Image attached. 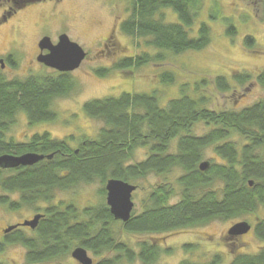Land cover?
<instances>
[{"label": "trees", "instance_id": "obj_1", "mask_svg": "<svg viewBox=\"0 0 264 264\" xmlns=\"http://www.w3.org/2000/svg\"><path fill=\"white\" fill-rule=\"evenodd\" d=\"M200 7L199 0H133L121 29L133 38H149L147 44L158 52L121 57L114 67L126 70L164 60L166 52L177 55L205 49L212 41L211 26L201 22L192 32ZM165 9L172 10L178 20L166 21ZM226 25L227 34L235 35L237 27L229 18ZM252 40L245 39L247 46ZM105 71L98 70L100 74ZM234 78L245 84L252 76L245 73ZM259 79L264 83V71ZM174 80V72L161 75L164 83ZM227 82L225 76L216 78L220 90L230 89ZM73 84L68 72L10 80L0 74V157L45 156L30 166H0V189L7 193L0 194V204L11 210L25 206L39 210V202L49 203L37 227L30 229L31 235L22 228L4 232L9 225L5 227L0 252L19 244L26 249V264H50L81 246L95 254L114 251L120 255L96 264H116L119 258L155 264L161 247L143 241L136 252L119 238L117 223L125 232L164 233L213 220L240 219L264 207V98L241 110L218 112L208 108L205 95H190L185 86L179 97L165 105L157 91L124 92L84 104L85 113L101 120L104 127L97 138L84 136L76 148L70 143L74 135L60 140L49 132L34 133L26 141L8 136L22 113L30 125L54 121V100L67 95ZM200 122L208 125L209 131L192 134ZM142 147L149 148L148 157L132 161L133 153ZM210 147L220 161H210L209 169L202 171L200 164ZM150 174L174 179L151 186L143 211H133L127 222L117 221L107 202L83 208L53 203L59 192L82 184L106 185L112 178L132 183ZM12 194L18 197L11 199ZM174 198L178 200L173 202ZM254 233L262 242L260 249L254 254L239 251L229 264H264V217L254 224ZM224 258L216 254L209 262L185 260L180 264H221Z\"/></svg>", "mask_w": 264, "mask_h": 264}, {"label": "rangeland", "instance_id": "obj_2", "mask_svg": "<svg viewBox=\"0 0 264 264\" xmlns=\"http://www.w3.org/2000/svg\"><path fill=\"white\" fill-rule=\"evenodd\" d=\"M132 1L44 0L21 8L8 22H0V59H3L4 65V68H0V74L9 80L23 79L32 74L57 75L55 69L38 63L35 58L36 42L45 36L57 42L59 36L66 34L89 55L78 69L68 73L74 84L67 95L54 100L53 110L57 113L55 120L30 125L22 113L8 136L16 141H26L34 133L49 132L52 137L60 140H70L74 135L75 139L70 140V143L76 148L84 136L97 138L104 127L101 120L85 113L84 104L95 99L120 96L124 92L157 91L161 97L160 103L165 105L170 99L179 97L185 86L186 93L190 95H205L208 108L218 112L241 110L264 98V83L259 79L264 71V0H202V3L199 0L201 7L192 32L201 22L211 26L212 41L205 49L177 55L166 52L164 60H153L136 68L121 70L114 67L121 57L144 52L155 55L158 52L147 44L149 38H133L122 31L121 24L130 14ZM8 5L17 8L13 0H0L1 16ZM164 13V19L168 22L178 20L172 10L165 9ZM226 18L237 27L235 35L231 37L227 34ZM247 37L253 39L250 46L245 42ZM108 39L114 42L112 52L102 46V42ZM11 55L15 62L9 60ZM32 60L36 62L33 63ZM98 70L106 71L100 74ZM166 72H174L176 75L173 83L161 81L162 73ZM245 73L252 78L245 84L237 83L235 75ZM218 76L226 77L230 89L223 91L218 88ZM209 129L208 125L200 122L193 128L192 134L204 135ZM149 154L148 147L138 148L133 153L132 161H142ZM204 160L217 163L220 158L210 147L206 150ZM167 178L173 180L174 176L150 174L146 179L132 182L140 186L133 193V211L142 212L151 186L162 183ZM103 188L105 185L100 182L82 184L59 192L53 203L61 204L63 208L70 203L79 208L101 205L107 200V191L103 193ZM3 192L5 191L0 189V194H7ZM17 197V194L11 195V199ZM177 200L174 198L173 202ZM48 206L49 203L39 202V210L27 206L11 210L0 204V230L8 225L33 219L35 214L43 213V208ZM263 217L264 207H260L240 219L213 220L204 225L164 233L125 232L119 223L115 228L119 238L136 252H139V244L143 241L158 244L161 252L155 264H180L185 260L205 263L212 261L216 254L225 256L221 264H229L235 253L240 251L254 254L260 249L262 242L254 233V228L236 241L227 238L228 230L237 221L244 220L254 225ZM22 229L25 234L31 235L29 229ZM2 240L3 231L0 233V242ZM25 253L26 249L22 245H8L0 252V263L26 264ZM88 254L96 263L105 258L120 256L114 251L101 254L88 251ZM50 264L80 263L70 253ZM116 264H140V261L136 259L131 262L119 258Z\"/></svg>", "mask_w": 264, "mask_h": 264}, {"label": "water", "instance_id": "obj_3", "mask_svg": "<svg viewBox=\"0 0 264 264\" xmlns=\"http://www.w3.org/2000/svg\"><path fill=\"white\" fill-rule=\"evenodd\" d=\"M40 47L42 50L48 49L49 53H42L38 57V61L60 72H72L78 69L87 57L85 49L72 41L66 34H62L56 44L51 41L50 37L46 36L41 40ZM1 62L3 63L2 60ZM50 157L51 155L48 156V158ZM44 158V155L37 153H26L21 156L3 155L0 157V166L2 168L30 166ZM209 166V161H203L200 164V169L205 171ZM105 189L107 191L106 202L111 214L116 220L127 222L131 218L134 209L133 192L136 191L137 186L122 179L112 178L106 183ZM42 216V214H36L31 220L8 226L4 232H10L19 226H29L35 229ZM250 229L251 225L247 221H241L235 223L229 229V234L234 236L244 235ZM71 254L81 264H93V259L88 255L87 249L81 246L74 248Z\"/></svg>", "mask_w": 264, "mask_h": 264}, {"label": "flooded vegetation", "instance_id": "obj_4", "mask_svg": "<svg viewBox=\"0 0 264 264\" xmlns=\"http://www.w3.org/2000/svg\"><path fill=\"white\" fill-rule=\"evenodd\" d=\"M40 1H44V0H13V2H14V4L17 6V8L16 9H14V6L12 7V6H10V5H8V8H4V10H3V12H2V16L0 15V22H3V23H5V22H8V20L10 19V17H12L15 13H17L21 8H23V7H25V6H27V5H29V4H37V3H39ZM52 2H57V1H59V0H51ZM5 12L7 13V15H5ZM46 37V36H45ZM49 37V36H48ZM60 37V36H59ZM44 38V37H43ZM42 38V39H43ZM51 38V37H50ZM42 39H38L37 40V42H36V47H37V55H36V61L38 62V63H42V62H40V61H38V57L43 53V54H47L48 52H49V50L48 49H44V50H42L41 49V47H40V42H41V40ZM51 41L54 43V44H56V43H58V41H59V39H58V41L57 42H54L53 40H52V38H51ZM106 41V42H105ZM104 41V43L102 42V46L104 45L105 46V49L108 51H110L111 50V52H112V49H114V42H113V40L112 39H108V40H105ZM117 53V52H116ZM89 55H87V57H88ZM87 57H86V59H87ZM1 60L3 61V59H0V68L2 69V68H4L3 67V63L1 62ZM9 60H13V56L11 55L10 56V58H9ZM14 61V60H13ZM35 60H32V62L33 63H35L36 62ZM15 62V61H14ZM42 64H44V63H42ZM57 71V70H56ZM58 73H61V72H59V71H57ZM69 73V72H68ZM209 161V160H208ZM209 163H211L210 161H209ZM211 165V164H210ZM210 167V166H209ZM209 169V168H208ZM208 169H206V170H208ZM205 170V171H206ZM203 171V170H202ZM36 215V214H35ZM42 215H44V213L42 214ZM33 218V217H32ZM42 219V218H41ZM26 220H31V219H26ZM25 221V220H24ZM40 222V221H39ZM248 222V221H247ZM20 223H22V222H20ZM250 225H251V229H250V231H252L253 230V228H254V225H252L250 222H248ZM16 224H18V223H16ZM17 228H26V229H31V227H29V226H19V227H17ZM16 228V229H17ZM228 236H227V238H229V239H235V240H237V239H239V238H242L243 236H245V234L244 235H237V236H231L230 234H229V230H228V234H227ZM247 235V234H246ZM87 251H89V250H87ZM72 252V251H71ZM89 255V254H88ZM90 256V255H89ZM91 257V256H90ZM92 258V257H91ZM93 259V258H92ZM79 262V261H78ZM80 263V262H79ZM81 264V263H80ZM93 264H96V262H95V260L93 259Z\"/></svg>", "mask_w": 264, "mask_h": 264}, {"label": "bare ground", "instance_id": "obj_5", "mask_svg": "<svg viewBox=\"0 0 264 264\" xmlns=\"http://www.w3.org/2000/svg\"><path fill=\"white\" fill-rule=\"evenodd\" d=\"M48 53H49V52H48ZM48 53H47V54H48Z\"/></svg>", "mask_w": 264, "mask_h": 264}]
</instances>
